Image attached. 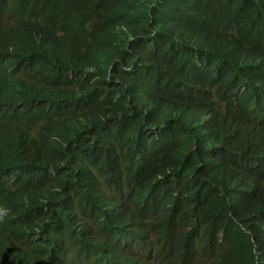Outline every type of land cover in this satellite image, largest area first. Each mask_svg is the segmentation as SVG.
<instances>
[{"label":"trees","instance_id":"trees-1","mask_svg":"<svg viewBox=\"0 0 264 264\" xmlns=\"http://www.w3.org/2000/svg\"><path fill=\"white\" fill-rule=\"evenodd\" d=\"M0 264H264V0H0Z\"/></svg>","mask_w":264,"mask_h":264}]
</instances>
